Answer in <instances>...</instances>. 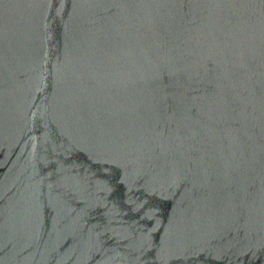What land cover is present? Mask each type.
Here are the masks:
<instances>
[{
  "label": "water",
  "instance_id": "1",
  "mask_svg": "<svg viewBox=\"0 0 264 264\" xmlns=\"http://www.w3.org/2000/svg\"><path fill=\"white\" fill-rule=\"evenodd\" d=\"M0 264H264V0H0Z\"/></svg>",
  "mask_w": 264,
  "mask_h": 264
}]
</instances>
